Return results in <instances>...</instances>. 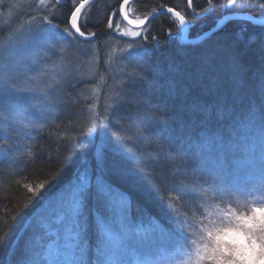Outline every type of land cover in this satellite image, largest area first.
<instances>
[{"label":"trees","instance_id":"obj_1","mask_svg":"<svg viewBox=\"0 0 264 264\" xmlns=\"http://www.w3.org/2000/svg\"><path fill=\"white\" fill-rule=\"evenodd\" d=\"M83 1L60 0L53 21L70 31L66 43L96 51L94 72L73 69L41 93L35 75L12 78L20 91L0 108V264H51L52 227L70 212L75 264H93L97 222L113 223L103 187L127 201L133 221H152L183 250V235L204 237L211 219L264 213V25L228 19L200 38L228 14L264 18V0H132L134 19L163 8L178 13L192 41L183 42L177 17L157 14L135 29L144 51L115 60L121 76L109 69L108 50L125 44L113 32L125 24V0H88L76 16V37L69 20ZM17 2L18 10H31L27 0ZM9 28L0 29V41ZM85 54L71 64L88 68ZM95 87L93 125L95 99L86 91ZM35 105L44 109L36 113ZM81 174H88L84 189ZM221 254L212 247L183 264H227Z\"/></svg>","mask_w":264,"mask_h":264},{"label":"rangeland","instance_id":"obj_2","mask_svg":"<svg viewBox=\"0 0 264 264\" xmlns=\"http://www.w3.org/2000/svg\"><path fill=\"white\" fill-rule=\"evenodd\" d=\"M7 1L9 5L5 4ZM27 2L32 5L31 10L21 7L20 11L17 0H0V29L6 28L9 24L13 27L9 28L7 35L0 41V108H6L4 106L9 105L14 96H18L20 89H13L10 85L12 78L35 75L37 88H34L41 93L42 89L44 91L55 89L60 80L63 82L73 69H77L76 75L94 72L96 51L75 48L66 43L65 38L71 36L70 31L67 26L57 25L53 21L54 7L60 0H27ZM126 16L137 25L144 20L130 17L127 9ZM183 31L184 26L181 23V32ZM113 32L118 38L123 39L125 44L121 47L110 45L109 69L121 76L124 74L123 65L116 67L115 63L119 55L142 52L144 49L135 43L140 36L139 31L126 23L116 24ZM90 37L88 36V39ZM86 52L90 53L91 60L88 68L80 64V61H77V67H74L71 61L79 58L80 55L84 58ZM112 79L116 84L124 81L121 77L120 81H116L117 78L112 77ZM27 90L34 92L33 89ZM114 90L109 91L108 101L111 105H113ZM86 92L95 99L94 101L92 98L91 107L94 125L100 90L95 87ZM27 100L31 101L30 98ZM14 117L17 118V115L13 114ZM19 120L22 122L21 119ZM27 122L29 121H25L24 125L30 126ZM94 131L93 129L91 133ZM79 178L78 188L84 189L88 174H81ZM103 189L113 202V223L107 225L101 219L97 222L100 240L95 254L91 256L93 264H183L189 256L197 257L205 250L210 251L212 247L223 253L220 258L229 260L227 264H264V213L262 212H258L255 218L247 221L227 217L211 219L204 229V237L195 239L193 236L183 235V241L187 243V247L183 250L176 247L152 221H133L126 212L127 201L116 193H111L107 187ZM70 213H66L65 218L55 224L59 235L49 246L48 258L51 264L76 263L74 253L77 239L75 232L72 231Z\"/></svg>","mask_w":264,"mask_h":264},{"label":"water","instance_id":"obj_3","mask_svg":"<svg viewBox=\"0 0 264 264\" xmlns=\"http://www.w3.org/2000/svg\"><path fill=\"white\" fill-rule=\"evenodd\" d=\"M131 1L132 0H125L121 4L120 9H119V14H120L122 20L129 27L136 29V28H139L140 26L144 25L145 23H147L149 20H151L157 14L171 13L175 17H177L181 21V23H183V26H184V34L182 37L183 42L188 43V42L192 41V39H190L188 36V32H187L188 28H187V24H186L185 20L182 17H180L178 15V13H176V12H174L168 8L160 9L157 12L149 15L146 19L143 20V23H141L140 25L132 23V21H130V19H128V17L126 16V9H127L128 5ZM87 2H88V0H85L82 3H80V5H78V7L72 13L70 20H69V27L76 37H81V33L76 26V21H75L76 16H77V13L79 12V10L82 9L83 6H85L87 4ZM234 18H246V19L252 20L254 23H257L259 25H264V18H256V17L250 16V15H244V14H239V13L228 14V15L224 16L220 21H218V23L215 25L214 28H212L208 32L204 33L200 38H205V37L209 36L212 32H215L216 30H218L220 28V26H222L224 24L225 21H227L228 19H234ZM112 21H113V19L111 20V22Z\"/></svg>","mask_w":264,"mask_h":264},{"label":"bare ground","instance_id":"obj_4","mask_svg":"<svg viewBox=\"0 0 264 264\" xmlns=\"http://www.w3.org/2000/svg\"><path fill=\"white\" fill-rule=\"evenodd\" d=\"M43 109H44L43 105H35V107H34V110L36 111V113L41 112ZM0 152H1V150H0ZM0 156H2V153H0ZM52 228L56 229V231L58 232V235H59V230L57 229L56 225H54Z\"/></svg>","mask_w":264,"mask_h":264}]
</instances>
